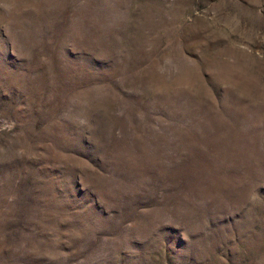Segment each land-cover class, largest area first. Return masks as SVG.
<instances>
[{"label": "rangeland", "instance_id": "1", "mask_svg": "<svg viewBox=\"0 0 264 264\" xmlns=\"http://www.w3.org/2000/svg\"><path fill=\"white\" fill-rule=\"evenodd\" d=\"M0 264H264V0H0Z\"/></svg>", "mask_w": 264, "mask_h": 264}]
</instances>
